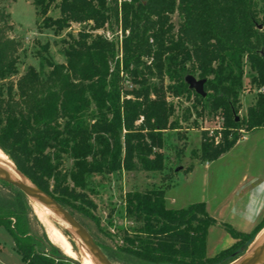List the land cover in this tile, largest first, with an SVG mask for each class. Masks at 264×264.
Segmentation results:
<instances>
[{
	"label": "trees",
	"instance_id": "trees-1",
	"mask_svg": "<svg viewBox=\"0 0 264 264\" xmlns=\"http://www.w3.org/2000/svg\"><path fill=\"white\" fill-rule=\"evenodd\" d=\"M32 4L41 27L56 36L73 24L88 29L63 42V64L43 60L49 69L45 77L32 66L19 75L18 45L6 37L8 15L0 6V151L63 208L79 210L77 202L90 205L83 191L93 175L163 170L164 134L181 130L179 123L192 117L189 109L176 116L169 98L193 94L197 102H208L210 111H220L228 127L264 129V94L247 108L245 118L236 120L243 56L255 74L252 82L264 88V27L258 30L253 0ZM52 9L58 11L57 18L49 16ZM174 14L179 20L176 32ZM111 17L120 22L123 34L127 32L121 41L122 58L114 66L112 40L92 33ZM192 73L204 82V97L189 88L186 78ZM231 146L227 141L218 148L202 144V161L217 160ZM64 158L72 163L69 170ZM124 205L135 225L121 230V245L115 250L98 245L110 260L122 264H229L264 228V219L250 234L225 227L235 244L209 258L206 237L216 222L203 203L169 209L164 192L150 189L126 194ZM30 210L19 191L12 201L0 199V227L11 236L22 263L81 264L30 233Z\"/></svg>",
	"mask_w": 264,
	"mask_h": 264
},
{
	"label": "rangeland",
	"instance_id": "rangeland-1",
	"mask_svg": "<svg viewBox=\"0 0 264 264\" xmlns=\"http://www.w3.org/2000/svg\"><path fill=\"white\" fill-rule=\"evenodd\" d=\"M0 4L8 15L9 29L6 31V37L18 45L19 75H22L27 67L32 66L40 72L42 77H45L49 69L43 60L63 64L65 62L62 53L63 42H68V36L76 37L81 29H88L85 25L73 24L70 29L56 36L51 30L41 27V19L36 18L32 0H0ZM253 4L257 11L256 19L259 22L257 27L261 30L264 27L261 25L264 16V0H253ZM49 16L57 18L58 11L52 9ZM178 22L177 14H174L172 16L174 32L177 30ZM92 33L95 36L100 34L110 37L114 46L112 62L114 66L115 62L122 58L121 41L127 32L123 34L120 22L111 17L110 22L103 29L92 31ZM46 44L49 46L48 50L43 51L42 48ZM187 68H190L189 62ZM242 72V88L239 91V106L236 114L239 120L246 117L247 108L254 104L257 96L264 94V88L252 82L255 74L251 71L245 56L242 58ZM188 77L199 81L195 73ZM124 87L127 90L131 89L128 83H125ZM167 101L173 104L175 115L179 118L186 109L190 110L192 117L188 122L179 123L181 130L164 134L161 151L164 157L163 170L152 173L120 171L111 175H93L87 178V188L83 191L90 205L77 202L76 207H79V210L72 211L66 208L98 245L115 250L121 245V230H130L135 225L125 213L126 194L159 189L164 192L165 205L169 209L178 210L189 205L203 203L207 212L213 213L210 208L216 204L219 197L233 189L224 178L232 177L233 179L244 172L249 163L253 168L254 165H259L260 160L264 158V129L248 132L243 125H240L239 129L228 127L220 111H210L208 102H197L193 94L189 97L185 95L175 99L169 98ZM226 141L232 143V146L219 157L225 155L222 161H212L210 169L205 167L204 164L210 162L202 161V144L207 143L212 148H218V146L223 147ZM234 148L236 149L232 151ZM64 166L69 170L72 167L71 161L64 158ZM17 192L16 189L0 182L1 200L12 201ZM27 203L31 209L27 212L30 233L36 236L44 246H47L45 238L53 245L47 237L45 226L33 213L32 202L27 199ZM54 226L62 231L70 243L74 258L68 257L58 247L53 246L59 249L65 257L81 263V245L79 246L78 242L76 245V240L69 231L61 229L56 224ZM218 232V229L209 232L207 240L209 258L216 248L214 242L219 239ZM257 236H264V229ZM104 253L108 256L106 252ZM111 262L122 264L113 260ZM122 262H127V260ZM0 264H22L11 236L3 227H0Z\"/></svg>",
	"mask_w": 264,
	"mask_h": 264
},
{
	"label": "crops",
	"instance_id": "crops-1",
	"mask_svg": "<svg viewBox=\"0 0 264 264\" xmlns=\"http://www.w3.org/2000/svg\"><path fill=\"white\" fill-rule=\"evenodd\" d=\"M224 156L213 162L222 161ZM211 164L212 162L206 163L204 166L210 169ZM251 166L252 164L249 163L245 171L233 179L232 177L224 178L228 182L227 184L232 185L233 189L224 196L219 197L216 204L210 208L213 213L207 212L216 222V225L210 227L207 232V257L209 254L207 240L211 230L218 229L219 231V239L214 242L215 250L218 251L215 252L214 250L210 255L214 257L221 251L233 246L236 242L227 233L225 227L241 234H250L264 219V158L260 160L259 165H254L253 168Z\"/></svg>",
	"mask_w": 264,
	"mask_h": 264
},
{
	"label": "water",
	"instance_id": "water-1",
	"mask_svg": "<svg viewBox=\"0 0 264 264\" xmlns=\"http://www.w3.org/2000/svg\"><path fill=\"white\" fill-rule=\"evenodd\" d=\"M261 55L264 56L262 52ZM186 82L188 83L189 88L193 90L197 95L202 97L205 96V93L203 91V83H204L203 81H195L194 79L187 77ZM236 120H238L237 117ZM27 180L31 183V186H27L16 181L15 179L7 175L2 169H0V182L12 186L14 189L21 192L28 200H36L44 204L45 206L52 208L54 212L59 214L62 217V219L65 220L68 224H70V226L76 231L82 242L86 245L92 256L98 261L99 264H113L111 260L107 257V255L103 252V250L94 241V239L73 218V216L65 208H63L60 204H58L54 200V198L44 193L43 191L39 190L29 179ZM247 250L248 247L246 248L244 253L233 262L244 257ZM263 263H264V243L261 246H259L251 256L244 258L238 264H263Z\"/></svg>",
	"mask_w": 264,
	"mask_h": 264
},
{
	"label": "bare ground",
	"instance_id": "bare-ground-1",
	"mask_svg": "<svg viewBox=\"0 0 264 264\" xmlns=\"http://www.w3.org/2000/svg\"><path fill=\"white\" fill-rule=\"evenodd\" d=\"M0 169H2L7 175L15 179L16 181L24 185L31 186V183L16 171L12 162L1 151H0ZM30 202H32L31 207L34 215L39 220V222L43 226H45L47 237L54 246L58 247L68 257L74 258V253L73 250L71 249L70 243L68 242L62 231L54 226V224H56L61 229L65 231H69L73 235V238L76 240V245L77 242L78 245L79 244L81 245V246L79 245L81 251V264H99L98 261L92 256L86 245L82 242L76 231L70 226V224H68L65 220H63L59 214L54 212L52 208L47 207L36 200H30ZM263 243H264V236L261 237L257 236L254 239L252 245L249 246L248 252L245 254V256L240 260L233 262L232 264H238L244 258L251 256L253 252Z\"/></svg>",
	"mask_w": 264,
	"mask_h": 264
},
{
	"label": "built area",
	"instance_id": "built-area-1",
	"mask_svg": "<svg viewBox=\"0 0 264 264\" xmlns=\"http://www.w3.org/2000/svg\"><path fill=\"white\" fill-rule=\"evenodd\" d=\"M107 37H108V35H107ZM110 38V37H109Z\"/></svg>",
	"mask_w": 264,
	"mask_h": 264
}]
</instances>
